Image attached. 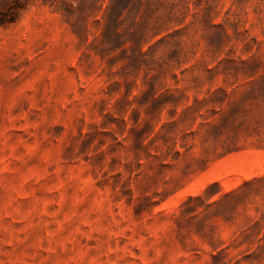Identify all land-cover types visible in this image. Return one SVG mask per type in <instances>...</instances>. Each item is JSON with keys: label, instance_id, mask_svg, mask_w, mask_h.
I'll list each match as a JSON object with an SVG mask.
<instances>
[{"label": "rangeland", "instance_id": "rangeland-1", "mask_svg": "<svg viewBox=\"0 0 264 264\" xmlns=\"http://www.w3.org/2000/svg\"><path fill=\"white\" fill-rule=\"evenodd\" d=\"M0 264H264V0H0Z\"/></svg>", "mask_w": 264, "mask_h": 264}, {"label": "trees", "instance_id": "trees-1", "mask_svg": "<svg viewBox=\"0 0 264 264\" xmlns=\"http://www.w3.org/2000/svg\"><path fill=\"white\" fill-rule=\"evenodd\" d=\"M122 1L128 2V0H122Z\"/></svg>", "mask_w": 264, "mask_h": 264}]
</instances>
